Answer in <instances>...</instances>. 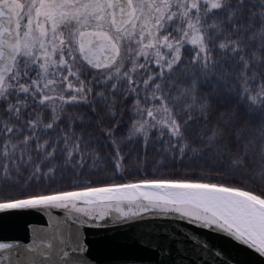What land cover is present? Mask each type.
<instances>
[{"label":"snow or ice","instance_id":"snow-or-ice-1","mask_svg":"<svg viewBox=\"0 0 264 264\" xmlns=\"http://www.w3.org/2000/svg\"><path fill=\"white\" fill-rule=\"evenodd\" d=\"M0 264H264V0H0Z\"/></svg>","mask_w":264,"mask_h":264},{"label":"water","instance_id":"water-1","mask_svg":"<svg viewBox=\"0 0 264 264\" xmlns=\"http://www.w3.org/2000/svg\"><path fill=\"white\" fill-rule=\"evenodd\" d=\"M45 220L46 218L40 212L25 210L12 216L3 217L2 223L5 225L8 234L23 238L29 225L43 224ZM83 231L89 241H95L104 234H111L109 229H91L85 227Z\"/></svg>","mask_w":264,"mask_h":264}]
</instances>
